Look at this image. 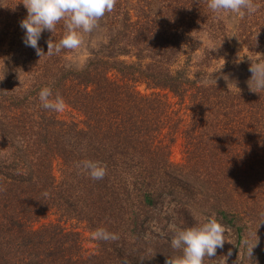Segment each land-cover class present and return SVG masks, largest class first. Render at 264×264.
Listing matches in <instances>:
<instances>
[{
    "label": "trees",
    "instance_id": "16d2710c",
    "mask_svg": "<svg viewBox=\"0 0 264 264\" xmlns=\"http://www.w3.org/2000/svg\"><path fill=\"white\" fill-rule=\"evenodd\" d=\"M252 2L256 11L240 17L213 13L208 0H116L95 28L105 29L102 41L82 65L70 59L73 50L46 54L47 42L62 38L64 21L42 33L41 56L28 49L27 83L14 81L17 70L4 61L0 264H166L179 254L172 224L186 228L209 217L236 231L227 264H264V90L251 89L244 64L192 76L173 69L193 33L230 48L227 14L246 51L264 50V0ZM204 54L211 60L208 49ZM45 86L69 115L43 108ZM178 137L184 159L173 163ZM84 160L105 165L104 178L93 180L79 166ZM165 201L175 204L173 213ZM99 228L118 239H94ZM83 232L94 248L85 247Z\"/></svg>",
    "mask_w": 264,
    "mask_h": 264
},
{
    "label": "clouds",
    "instance_id": "9594fccd",
    "mask_svg": "<svg viewBox=\"0 0 264 264\" xmlns=\"http://www.w3.org/2000/svg\"><path fill=\"white\" fill-rule=\"evenodd\" d=\"M27 16L20 21L24 31L22 38L26 47L36 50L41 56L39 46L44 31H53L60 21H64V32L57 43L47 42V55H59L62 50H77L83 44V34L91 33L105 13H111L116 0H24ZM208 8L215 14L235 13L240 17L256 11L252 0H208ZM252 76L249 82L253 91L264 90V63L251 64ZM257 92V91H256ZM40 102L45 109L54 112L64 111L63 98L50 87H43L39 92ZM93 179L100 180L106 175V166L99 161L84 160L79 165ZM261 222H264L262 220ZM94 239L117 240L118 236L104 228L92 233ZM225 228L214 217L196 225L174 230L171 247L179 254L168 257L166 264H205V258L216 256L217 248H223ZM254 247V246H253ZM253 247L250 248L252 252ZM231 255V253H229Z\"/></svg>",
    "mask_w": 264,
    "mask_h": 264
},
{
    "label": "rangeland",
    "instance_id": "374dc122",
    "mask_svg": "<svg viewBox=\"0 0 264 264\" xmlns=\"http://www.w3.org/2000/svg\"><path fill=\"white\" fill-rule=\"evenodd\" d=\"M135 1V0H132ZM24 0H0V26L3 30V41L0 43V68L3 66L4 61H10L9 66L17 70L14 81H19L20 84L27 83L26 72L30 69L32 62H30L29 55L32 53L28 49L31 47H26L23 43L24 31L20 28V21L26 18L27 9L24 6ZM156 6V5H155ZM157 7H159L157 5ZM134 14V11L132 10ZM226 21L227 28L231 30V33H228L229 36V47L227 48L224 43L218 41L217 39L209 40L208 35L204 34H191L188 38V41L185 40L184 48L182 49L180 56L176 63L173 65V69L184 68L187 69L189 76H192V73L196 72L198 69H203L207 73H213L217 69H221L224 65L230 66H240L241 64L251 66L252 62L264 63V50L258 53H250L246 51L240 39H237L235 34V27L237 22L230 15L227 14L224 16ZM105 32V29L99 27V29L93 30L91 33L83 34V44L80 49L73 50L70 59L75 62L77 65H82L88 56V52L91 47H98L99 43L102 41V36ZM232 41V42H231ZM231 42V43H230ZM205 49H208L211 53V60L204 61V52ZM128 59V58H126ZM29 65L25 68L23 65L25 63ZM137 90L143 94H147L150 90L145 88L144 84H138ZM168 100L173 104L174 108H177L175 105V99L168 95ZM70 111L64 107V111L59 112L63 116L69 115ZM184 159L183 153V139L178 137L175 142L171 145L170 148V160L173 163H181ZM53 168L56 176H59L60 165L58 162H54ZM163 206L166 211L171 210V204L168 202H163ZM170 209V210H169ZM173 213V212H172ZM175 217V215H174ZM196 219H194L195 221ZM225 228V239L223 248H217L216 258L212 264H227L234 261L236 246H237V234L234 228H231L227 224L218 221ZM174 230L179 228L174 227ZM83 238L85 247L88 249L94 248V243L92 242V236L89 232H83ZM230 247L228 253H225L226 248ZM231 253V255H229ZM249 264H257L255 261H252Z\"/></svg>",
    "mask_w": 264,
    "mask_h": 264
}]
</instances>
